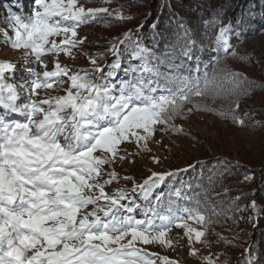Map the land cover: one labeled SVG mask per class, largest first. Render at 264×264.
<instances>
[{
  "label": "snow or ice",
  "instance_id": "snow-or-ice-1",
  "mask_svg": "<svg viewBox=\"0 0 264 264\" xmlns=\"http://www.w3.org/2000/svg\"><path fill=\"white\" fill-rule=\"evenodd\" d=\"M34 3L30 15L8 7L3 22L9 27L0 29L5 45L23 51L28 74L19 85L26 90L27 102L18 104L17 87L5 83V73L16 65L0 61V107L5 110L0 114V264H156L152 257L162 264H179L138 245L171 247L167 233L173 227L185 229L190 243L210 244L207 234L216 212L207 191L202 200L199 194H187L190 185L173 187L170 181L187 169H149L151 175L136 183L134 176H121L112 166L134 163V157L150 152L148 145L158 131L184 135L176 121L194 111L215 112L246 126L234 112L240 97L250 95L243 85L251 81L221 61L229 56L245 59L231 40L245 33L248 22L242 18L233 27L219 12L204 21L214 29L216 59L211 73L203 66V76L184 75L188 61L195 60V71H202L198 53L209 46L179 18L175 42L164 51L145 46L135 38L137 30L129 29L109 40L106 50L81 53L91 66L73 69L60 57L74 58L75 50L89 42L80 35L83 25L109 27L108 17H133H125L122 9L78 6V0ZM260 15L264 18V12ZM109 55L114 57L111 62ZM50 90L63 94L52 95ZM233 96V113L202 103L209 97L215 101ZM12 114L23 120L8 119ZM125 144H135L137 151L128 152ZM152 160L161 163L155 155ZM120 180L132 181V187L110 188ZM165 185L168 191H160ZM190 254L195 258L197 250ZM205 264H219V257H205ZM247 264H255L251 255Z\"/></svg>",
  "mask_w": 264,
  "mask_h": 264
},
{
  "label": "trees",
  "instance_id": "trees-1",
  "mask_svg": "<svg viewBox=\"0 0 264 264\" xmlns=\"http://www.w3.org/2000/svg\"><path fill=\"white\" fill-rule=\"evenodd\" d=\"M78 5H85L86 8L108 7L110 11L122 9L125 17H133L126 21L108 17L109 27H105L103 23L83 25L80 30L91 28L101 31V41H96L99 43L97 51L106 50L109 40L122 35L129 29L137 30L135 38L145 46L155 47L158 52L164 51L169 44L175 42L174 32L176 31V21L179 18L185 22L187 27L195 30L198 39L203 40L204 44L209 46L204 52L198 53L202 71L199 73L195 71V60L188 61L184 75L203 76L205 64L208 65L209 73L215 66L216 55L212 51L214 45L211 44L214 29L206 26L205 20H212L214 13L219 12L223 21L231 23L233 27L242 18L248 22L245 33L239 39L232 37L231 40L237 52L245 59L240 60L229 56L221 61L222 65H226L231 71L241 73L251 81V84L243 85L244 88L249 89L250 95L240 97V107L234 112L235 115L245 120L246 126L241 127L231 119H224L216 115L215 112L194 111L187 119L176 121L178 126L183 127L184 135L166 134L167 139L172 142L175 141V138L195 139L196 136L192 135L189 123L196 117L205 114L215 117L237 130L251 132L259 139L249 140L231 131L218 130V145L207 138V140L201 141L204 147L202 146V151H196L199 154L197 157L182 161L180 164H176V167L165 168L163 171L187 169L186 172H181L174 182L170 181L173 187H180L181 183L190 185L187 194L190 196L199 194L202 200L205 191H207V199L215 208L216 215L212 216V220L215 222L211 224V230L207 234L210 244L205 245L210 254L206 257L216 259L218 256L219 264H224L225 261L227 264H247L249 255H251L255 264H264V127L256 126L257 124L264 125V103H262L264 101L260 98L264 96V60L255 56L253 50L247 49L249 44L247 41L250 38L264 35V18L260 15L264 12V0H112L110 4H103L102 0H78ZM8 7H12L23 15H30L36 5L34 0H0V29L9 27L3 22ZM253 13L255 16L251 15ZM9 34L11 35V33ZM51 39H56L59 42L61 38L53 37ZM239 45H244L245 50L239 51L236 48ZM79 49L77 48L75 51ZM1 51H4V54ZM5 54L17 55L22 60L11 62ZM106 59L111 62L114 57L109 55ZM0 61L16 65L14 71L5 73V83L15 85L20 93L17 103H25L24 93L26 90L19 87L22 79L28 75L24 67L23 51L5 45L2 34H0ZM78 68L83 67L73 69ZM120 75L123 76V73L121 72ZM196 99L200 100L201 98ZM235 99L233 96L213 101L209 97L202 103H206L212 109L233 113ZM4 111L0 107V114H3ZM8 119L22 120L15 118L13 114ZM174 143L179 144L177 141ZM166 152L171 153L169 150ZM149 175H151V171H148ZM146 177L136 179L135 182L139 183ZM245 177H250V179H245ZM132 183V181L120 180L118 183L112 184L111 188H131ZM160 191L167 192V186H162ZM253 202L256 205L255 209L252 207ZM180 203L186 202L180 201ZM137 218L142 217L140 215ZM188 223L194 228L203 230L202 226L194 221H188ZM175 228L173 227L171 231ZM146 251L153 253L150 250ZM169 258L178 261L179 264H205V258L200 260L198 254L195 258L193 257V260ZM152 259H155L157 264H162L161 260L155 257Z\"/></svg>",
  "mask_w": 264,
  "mask_h": 264
},
{
  "label": "rangeland",
  "instance_id": "rangeland-1",
  "mask_svg": "<svg viewBox=\"0 0 264 264\" xmlns=\"http://www.w3.org/2000/svg\"><path fill=\"white\" fill-rule=\"evenodd\" d=\"M27 1V0H25ZM79 6V5H78ZM85 7V5H83ZM86 8V7H85ZM90 30V31H87ZM92 30V32H91ZM81 36L88 37V43L85 44L83 48L75 51L76 55L74 58H69L66 55H61L60 59L62 63H67L73 68L77 67H90L91 65L88 62V58L86 55H81V53L87 52H95L99 48V43L97 40L101 41L100 33L101 31L98 29H81ZM249 44L247 45V49H251L255 52V56L258 58H262L264 60V35L261 37L250 38L247 41ZM92 43V44H91ZM245 45V44H244ZM239 45L236 48L239 51H244L245 46ZM4 54V51H1ZM7 54H5L6 56ZM8 59L11 62H16L17 60H22L17 55H7ZM37 67V71H43V69L39 66L33 65ZM54 68V64L52 62V58H48V70L51 71ZM248 70V68H246ZM51 91V90H50ZM52 95H61L63 94L60 91H51ZM26 99V93H24ZM43 96H37L36 99H42ZM264 101V96L260 97ZM27 102V100H26ZM264 103V102H262ZM259 103V104H262ZM16 118L22 119L19 114H13ZM189 127L191 129L192 135L196 136L198 139H177L175 138L174 142H179L176 144L167 139V134L163 132H157L155 138L149 143L148 147L151 149L148 153H141L139 156L134 157L135 162H131L129 160H125L122 162H117L112 166L114 170L119 173L121 176L131 175L136 179H142L145 176H148V171H163L165 168H173L176 167V164H180L182 161L187 159H193L197 157L199 154L196 151H202L201 141L207 140V138L211 139L212 143H217V131H231L239 135L240 137L251 139H259L257 135H254L251 132L245 130H237L232 126L227 125L226 123L219 121L215 117L209 115H201L200 117H196L191 120L189 123ZM158 141H163V143H158ZM172 145V146H171ZM123 148H126L128 152H136L137 147L135 144H125L122 145ZM166 150L171 151V153L166 152ZM155 155L161 161V163L155 164L152 160V156ZM179 166V165H178ZM111 170V169H108ZM111 188V186H110ZM112 189V188H111ZM137 216H140L139 212H137ZM193 227V226H192ZM185 229L181 227H176L174 230L169 231L167 233V238L171 241L172 246H160L159 244H139L141 248L144 250H150L153 253H157L159 256H167V257H175V258H184L187 260H193V257L190 255L192 249L197 250L198 258L200 260H204L206 256L210 254V251L207 249L204 243L194 242L190 243L187 236L185 235ZM155 235V234H153ZM157 264V263H156Z\"/></svg>",
  "mask_w": 264,
  "mask_h": 264
}]
</instances>
